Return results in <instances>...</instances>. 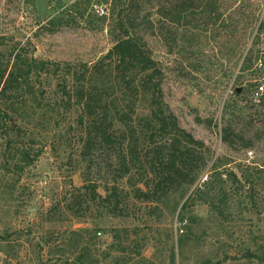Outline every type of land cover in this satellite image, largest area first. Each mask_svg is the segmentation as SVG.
<instances>
[{"label": "rangeland", "instance_id": "obj_1", "mask_svg": "<svg viewBox=\"0 0 264 264\" xmlns=\"http://www.w3.org/2000/svg\"><path fill=\"white\" fill-rule=\"evenodd\" d=\"M222 1L240 10L233 23L186 34L181 27L174 54L142 30L163 69L165 102L209 151L196 184L157 209L134 198L143 188L138 172L114 182L103 152L82 159L79 111L65 109L55 76L31 78L11 99L0 96L9 116L8 125L0 121V264H264V74L256 67L242 74V51L257 35L242 33V7L254 9L259 26L264 0ZM127 3L0 0V68L10 71L18 52L95 64L120 35V21L127 23ZM228 122L242 135L230 145L222 133ZM89 181L102 197L119 188L121 216L85 200L84 217L72 214V195L84 194Z\"/></svg>", "mask_w": 264, "mask_h": 264}, {"label": "trees", "instance_id": "obj_2", "mask_svg": "<svg viewBox=\"0 0 264 264\" xmlns=\"http://www.w3.org/2000/svg\"><path fill=\"white\" fill-rule=\"evenodd\" d=\"M237 11L225 9L222 0H128V21H120V35L99 61L91 66L61 65L14 53L12 69L0 68V96L11 99L31 78L55 76L65 109L79 111L82 159L90 161L96 150L103 152L101 162L112 170L114 182L131 179L138 172L143 188L134 189V198L157 209L196 184L207 166L209 151L180 126L165 102L163 69L153 59L145 38L148 35L142 30L159 37L174 54L180 46L181 27L186 28V34L201 27L215 29L219 23L230 25ZM253 11L242 7L243 19L247 15L242 33L245 36L248 30L251 34L257 30L252 45H245L242 51V74L254 72L255 67L256 73L264 74V48L260 45L264 20L257 26L259 18ZM0 121L9 124L8 114L1 109ZM222 133L228 145L242 139L229 122ZM84 190V194L72 195L68 209L74 216L84 217L82 205L88 201L111 217L121 216L117 186L108 189L106 197L98 193L93 181Z\"/></svg>", "mask_w": 264, "mask_h": 264}, {"label": "built area", "instance_id": "obj_3", "mask_svg": "<svg viewBox=\"0 0 264 264\" xmlns=\"http://www.w3.org/2000/svg\"><path fill=\"white\" fill-rule=\"evenodd\" d=\"M95 12H96L99 16H103V15L106 14V9H104L103 7H99V6H97V7H95ZM259 90H260V92H263V88H259ZM257 94L259 95L260 93H257ZM250 155H252V154L250 153ZM203 180L206 181L207 178L205 177Z\"/></svg>", "mask_w": 264, "mask_h": 264}]
</instances>
